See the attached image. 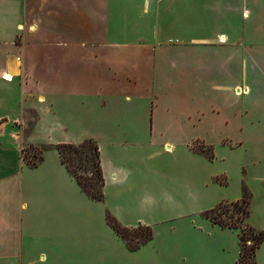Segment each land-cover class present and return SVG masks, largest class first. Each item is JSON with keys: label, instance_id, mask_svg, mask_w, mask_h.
<instances>
[{"label": "crops", "instance_id": "0c3cea01", "mask_svg": "<svg viewBox=\"0 0 264 264\" xmlns=\"http://www.w3.org/2000/svg\"><path fill=\"white\" fill-rule=\"evenodd\" d=\"M261 122L264 0H0V264H237L239 232L202 213L246 187L264 232V197L242 175L224 189L220 151L245 142L192 132ZM89 138L102 203L56 150ZM107 213L153 238L129 250Z\"/></svg>", "mask_w": 264, "mask_h": 264}, {"label": "trees", "instance_id": "16d2710c", "mask_svg": "<svg viewBox=\"0 0 264 264\" xmlns=\"http://www.w3.org/2000/svg\"><path fill=\"white\" fill-rule=\"evenodd\" d=\"M56 150L61 163L82 192L89 199L102 203L104 199V178L97 142L89 138L79 144H59L56 146ZM44 152L45 147H37V156L27 165L29 167L37 166L42 161ZM251 197V193L246 187H243L241 200L228 204L221 203L217 207L202 213V216L213 224L239 232L240 250L237 264H256L255 252L264 241V232L256 230L246 223L250 213ZM226 206L234 208V212L237 214L235 222H233L232 216H228L229 210H223ZM106 223L131 251L137 250L153 238L151 227L139 226L133 229L123 227L110 213L106 214ZM248 241L250 242L249 245H247Z\"/></svg>", "mask_w": 264, "mask_h": 264}, {"label": "rangeland", "instance_id": "374dc122", "mask_svg": "<svg viewBox=\"0 0 264 264\" xmlns=\"http://www.w3.org/2000/svg\"><path fill=\"white\" fill-rule=\"evenodd\" d=\"M254 124L252 129H244L241 132H219L210 129H199L193 131V135H197L203 139H218L214 138L220 134L225 135L224 142H245V144H237L232 146L234 149L221 150L220 155L224 156L223 161L218 160L216 165L225 169L228 174L225 177L226 185L224 189L229 191L233 188L234 183L237 184L238 177L243 176L244 181L252 184L254 187L255 196L262 199L264 197V122ZM106 133L109 132H100ZM156 137V135H155ZM154 138V134L146 130L144 131V142H150ZM195 149L198 153L210 156L209 149L204 145L197 144ZM214 154V152H213ZM37 156V147H25L23 149V159L25 163H30ZM246 183V182H245ZM228 204V203H227ZM224 211L229 210L228 216L233 217V222L236 221L237 214L234 208L226 206ZM250 242H247L249 245Z\"/></svg>", "mask_w": 264, "mask_h": 264}]
</instances>
